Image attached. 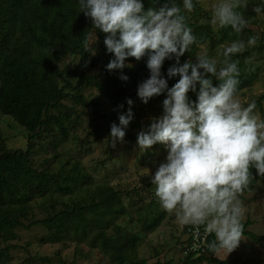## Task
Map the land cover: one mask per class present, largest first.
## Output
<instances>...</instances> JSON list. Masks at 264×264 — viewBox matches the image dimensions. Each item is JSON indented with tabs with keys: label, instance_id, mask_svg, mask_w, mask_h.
Masks as SVG:
<instances>
[{
	"label": "trees",
	"instance_id": "obj_1",
	"mask_svg": "<svg viewBox=\"0 0 264 264\" xmlns=\"http://www.w3.org/2000/svg\"><path fill=\"white\" fill-rule=\"evenodd\" d=\"M163 2V0H161ZM180 3V0H177ZM194 8L185 11L186 22L191 27L197 42L186 51V59H194L201 45L214 46L225 41H247L253 36L246 27L237 34L230 27L221 30L217 39L213 28L199 21L202 18L198 0H193ZM148 7V0H144ZM246 18V17H245ZM91 21L80 13L77 0H0V112L10 117L27 133L25 150H9L0 134V264H9L8 242L16 240V229L23 227L21 219L38 207L48 210L46 218L35 220L31 225H41L50 233L51 243L62 240H84L91 248H99L109 255L112 264H147L145 260H134L132 253L140 242V237L130 233L117 224L126 214L122 194L109 185H93L91 176L75 161L71 167L60 164L57 170H38L31 164V156L37 140L54 133L65 140L69 131L79 122V113L74 105L92 106V117L98 127V120L109 135L111 120L99 113L98 100L87 101L83 91L94 88L113 105H124L126 98L133 100L135 106H149L163 98L164 94L154 96L144 104L136 96V87L146 79V57L139 61L128 58L130 68L123 69L127 81H121L118 71H106L105 65L111 59L106 53L104 33L96 31ZM88 40L95 49L96 57L89 61L90 49H85ZM258 51L264 52V31L258 37ZM245 56H232L238 60V93L251 85L253 76L247 73ZM71 59L67 62V59ZM102 59L101 70L93 72L95 62ZM241 58V59H239ZM194 61V60H193ZM173 63L165 60L161 73ZM178 77L169 79L168 86ZM217 82L213 80V84ZM195 100V95L188 93ZM264 96L255 100L256 106ZM124 137H128L125 135ZM253 178L246 191L251 190L257 181L264 182V176H257L251 169ZM133 192V191H132ZM54 196L68 197L56 200ZM132 202V195H127ZM63 206L55 209L56 206ZM162 215H154L144 220L143 226L150 232L157 226ZM147 221V222H146ZM146 222V223H145ZM243 222L242 236L254 242H264V235H255L247 230L250 222ZM111 229V233L107 231ZM212 236V235H211ZM85 238V239H83ZM214 239L212 236L209 241ZM206 254L188 255L184 264H229L213 256L208 248Z\"/></svg>",
	"mask_w": 264,
	"mask_h": 264
},
{
	"label": "clouds",
	"instance_id": "obj_2",
	"mask_svg": "<svg viewBox=\"0 0 264 264\" xmlns=\"http://www.w3.org/2000/svg\"><path fill=\"white\" fill-rule=\"evenodd\" d=\"M242 0H211L209 23L230 27L239 34L247 25L238 9ZM80 13L91 26L106 34L103 44L111 59L106 71L130 68L128 58L146 57V79L138 83L136 96L146 104L154 96L165 95L162 114L150 116L149 123L136 134L141 153L155 144L166 154L151 172L150 183L163 209L173 213L180 226H203L214 239L207 247L212 252L233 251L242 240L245 208L240 196L253 178L264 176V117L238 98L239 68L233 54L246 45H256L258 37L233 40L223 46L222 59L201 51L180 62V57L197 42L186 22L185 11L194 8L193 0H77ZM247 0H244V6ZM252 11L264 15V0L254 3ZM96 31L94 43L96 42ZM84 41L92 55L95 49ZM173 63L161 73L165 60ZM218 64L220 65L218 67ZM178 77L171 87L168 80ZM213 80L217 83L213 84ZM195 95V100L188 93ZM127 109L112 123L109 138L113 146L121 142L133 119V100L126 98ZM118 107L123 108L124 105Z\"/></svg>",
	"mask_w": 264,
	"mask_h": 264
},
{
	"label": "rangeland",
	"instance_id": "obj_3",
	"mask_svg": "<svg viewBox=\"0 0 264 264\" xmlns=\"http://www.w3.org/2000/svg\"><path fill=\"white\" fill-rule=\"evenodd\" d=\"M258 2L259 0H247V5L244 6V0H242L238 9L248 21L245 27L257 37L264 31V15H258L252 11L253 4ZM198 3L203 11L199 21L210 25L219 39L220 32L224 28H217L209 23L211 0H198ZM229 43L230 41L227 40L214 46L201 45L197 53L206 50L209 56L219 60L222 59L219 53L223 46ZM258 45V42L256 45H246L243 52L233 54L234 56L249 54L244 57V60L246 71L253 76V80L249 87L238 93V98L245 105L264 96V52L258 51ZM185 55L186 52L181 58H185ZM95 57L96 53L94 55L90 53L89 61ZM70 60L68 58L66 61L70 62ZM102 62L99 58V62H95V68L92 71L99 72ZM83 94L87 101L98 100L99 113L110 119L111 124L118 123V114L127 109L111 104L94 88L85 89ZM163 99L149 106H135L132 110L133 119L125 131L128 137H124L115 146L112 145L109 135L101 129L102 125H106L103 120L97 121L96 128V122L92 117V106L83 107L73 104L79 113V122L75 128L69 131L65 140L54 133L37 140L31 156V164L38 170L54 171L60 164L69 168L73 162H79L84 171L91 176L93 185H109L121 192V201L127 211L117 220V224L140 237V242L132 253L134 260H145L147 264H184L187 257L185 228L190 225L180 226L176 223L173 213L160 207L154 195V186L150 183L151 172L163 160L166 151L163 145L155 144L141 153L136 146V134L142 127L148 125L149 117L162 114ZM254 111L264 117V100L260 102V106H256ZM0 134L5 139L7 149H26L25 129L10 117L2 115L1 112ZM130 194L133 197L132 202L127 197ZM54 198L69 199L62 196H54ZM240 199L245 208L242 221L250 222L247 230L255 235H264V182L257 181L251 190L241 194ZM38 203L25 219H21L24 226L16 229L17 239L8 242L11 247L9 264H112L108 254L97 247L91 248L87 241L69 239L51 243L47 239L50 233L46 228L41 225L29 226L35 220L46 218L52 211L38 207ZM62 207L58 205L54 208ZM154 215H162V217L157 226L148 232L142 222L146 219L150 220L149 217ZM110 233L111 229L107 231V234ZM241 239L238 246L230 253L219 250L213 256L219 260H227L229 264H264V242H254L245 236Z\"/></svg>",
	"mask_w": 264,
	"mask_h": 264
},
{
	"label": "built area",
	"instance_id": "obj_4",
	"mask_svg": "<svg viewBox=\"0 0 264 264\" xmlns=\"http://www.w3.org/2000/svg\"><path fill=\"white\" fill-rule=\"evenodd\" d=\"M185 235L187 237V245L185 246V254L200 256L206 253L207 244L212 237L204 231L203 226L199 229L196 226H188L185 228Z\"/></svg>",
	"mask_w": 264,
	"mask_h": 264
}]
</instances>
